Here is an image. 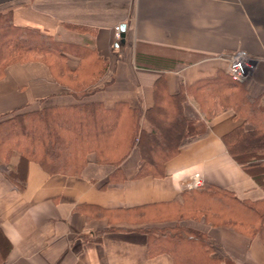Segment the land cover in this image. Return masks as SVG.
<instances>
[{"label":"crops","instance_id":"0c3cea01","mask_svg":"<svg viewBox=\"0 0 264 264\" xmlns=\"http://www.w3.org/2000/svg\"><path fill=\"white\" fill-rule=\"evenodd\" d=\"M2 7H12L14 24L83 43L88 54L81 59L74 47L63 76L41 62L8 65L0 113L25 104L122 102L139 110L146 129L162 109L161 119L178 112L204 133L176 146L179 137L161 173L141 177L137 145L117 166L89 154L71 175L35 161L22 167L17 158L11 165L19 175L11 176L0 162V264H183L166 251L149 253L155 241L148 230L175 224L206 235L213 264H264V156L240 162L223 141L257 121L236 95L225 100L236 87L219 58L239 48L258 57L239 85L264 111V0H0ZM117 25L123 41L115 39ZM196 173L198 188L190 186ZM207 186L227 194L203 192Z\"/></svg>","mask_w":264,"mask_h":264},{"label":"trees","instance_id":"16d2710c","mask_svg":"<svg viewBox=\"0 0 264 264\" xmlns=\"http://www.w3.org/2000/svg\"><path fill=\"white\" fill-rule=\"evenodd\" d=\"M11 9L0 8V78L8 65L27 62H41L55 76H63L67 72L68 54L74 52V47L81 59L87 56V47L83 43L75 45L35 27L14 24L10 18ZM202 85L209 94L216 95L210 81ZM229 86L236 87V91L225 94V100H229L231 94L236 95L240 106L248 107L250 116L257 121L252 130L235 128L223 136L228 152L244 163L250 158L264 156V123L261 120L264 111L257 109L256 95L245 84L230 81ZM220 104L227 105L222 98ZM161 110L154 109L155 115L146 119L152 125L149 130L139 126V110L122 102L112 107H103L99 102L18 106L0 113V158L16 154L22 167L27 161H35L48 173L71 175L79 172L89 154H93L96 161L117 166L133 145H137L141 163L136 176L160 174L162 162L177 151V147H173L179 137L176 146L191 142L204 133L195 120L178 112L173 118L161 119L156 115V111ZM216 111V106L210 110L211 113ZM155 138L162 146L154 144ZM167 142L172 148H165ZM9 174L18 176L19 169H12ZM202 191L215 192L221 197L227 194L214 186H207ZM208 200L211 198L205 196L204 202ZM203 209L208 211L210 208L205 205ZM148 234L155 241L149 247V253L166 251L183 264L212 263L207 256L209 245L203 232L175 224L151 228Z\"/></svg>","mask_w":264,"mask_h":264},{"label":"built area","instance_id":"2783aa9c","mask_svg":"<svg viewBox=\"0 0 264 264\" xmlns=\"http://www.w3.org/2000/svg\"><path fill=\"white\" fill-rule=\"evenodd\" d=\"M115 39H120V26H115ZM219 58L223 60V70L230 78L231 81L236 83L245 82L251 71L256 66L258 62V57L254 54L248 52L245 49H236L229 53L219 55ZM203 185V180L199 174H194L191 187H201Z\"/></svg>","mask_w":264,"mask_h":264},{"label":"rangeland","instance_id":"374dc122","mask_svg":"<svg viewBox=\"0 0 264 264\" xmlns=\"http://www.w3.org/2000/svg\"><path fill=\"white\" fill-rule=\"evenodd\" d=\"M258 60H259V59H258ZM257 65H258V63H256V66H255L254 69L251 71V74H250V75H252V73L255 71ZM155 143H158L159 145L162 146V142H160V140H158V139H156V138H155V140H154V144H155ZM152 144H153V143H152ZM166 145H168V143H167ZM155 148H156V147H155ZM15 159H17V155H16V154H12V155H9V156H7V154H6L4 157L0 158V162H3V163H5V164H8L7 166L10 168V170H9V172H10L12 169H14V167H12L11 163H13V161H15ZM11 176H13V175H11Z\"/></svg>","mask_w":264,"mask_h":264},{"label":"water","instance_id":"95a60500","mask_svg":"<svg viewBox=\"0 0 264 264\" xmlns=\"http://www.w3.org/2000/svg\"><path fill=\"white\" fill-rule=\"evenodd\" d=\"M123 29H124V26L122 25V27H120V40L121 41H123V37H124Z\"/></svg>","mask_w":264,"mask_h":264},{"label":"bare ground","instance_id":"6f19581e","mask_svg":"<svg viewBox=\"0 0 264 264\" xmlns=\"http://www.w3.org/2000/svg\"><path fill=\"white\" fill-rule=\"evenodd\" d=\"M258 67V66H257Z\"/></svg>","mask_w":264,"mask_h":264}]
</instances>
